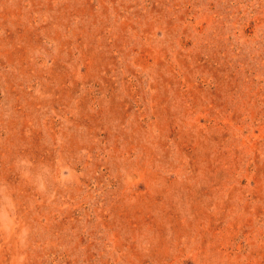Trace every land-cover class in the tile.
<instances>
[{"label": "rangeland", "instance_id": "rangeland-1", "mask_svg": "<svg viewBox=\"0 0 264 264\" xmlns=\"http://www.w3.org/2000/svg\"><path fill=\"white\" fill-rule=\"evenodd\" d=\"M0 264H264V0H0Z\"/></svg>", "mask_w": 264, "mask_h": 264}]
</instances>
